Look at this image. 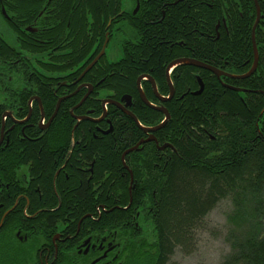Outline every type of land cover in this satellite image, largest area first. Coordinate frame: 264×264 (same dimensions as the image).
Masks as SVG:
<instances>
[{
    "label": "flooded vegetation",
    "instance_id": "af4514ba",
    "mask_svg": "<svg viewBox=\"0 0 264 264\" xmlns=\"http://www.w3.org/2000/svg\"><path fill=\"white\" fill-rule=\"evenodd\" d=\"M223 2L217 0V6ZM208 5L207 0H0L1 17L14 35L11 45L5 40L9 51L0 64V264H122L123 253L133 249L121 239L146 236L154 207L143 212L133 202L136 153L151 146L153 170L163 172L164 159L180 152L175 140H182L164 132L178 118L172 111L180 116L172 105L206 89L200 76L197 91L182 88L184 80L190 82L179 80L178 69L211 73L226 89L244 94L249 91L227 86L223 78L246 80L258 71L259 62L250 77L237 79L253 69L255 44L259 57L256 31L264 29V0H233L234 13L240 11L236 23L248 15L252 24L254 58L242 75L215 68L192 51L198 33L200 46L206 45ZM221 21L216 30H227L222 12ZM177 26L195 30H180L182 37ZM177 35L181 40L175 41ZM176 47L190 53L178 57ZM188 61L201 67L176 64ZM207 67L223 75L219 79ZM146 108L163 118L154 119ZM114 136L131 145H114ZM118 154L123 170L118 186L129 182L130 202L113 208L119 201L104 195L117 181L108 183L111 168L97 161ZM96 173L101 183H95ZM65 203L72 211L62 209ZM112 212L121 215L108 225L102 218ZM255 242L264 244V231Z\"/></svg>",
    "mask_w": 264,
    "mask_h": 264
},
{
    "label": "trees",
    "instance_id": "16d2710c",
    "mask_svg": "<svg viewBox=\"0 0 264 264\" xmlns=\"http://www.w3.org/2000/svg\"><path fill=\"white\" fill-rule=\"evenodd\" d=\"M207 2L208 25L204 30L206 45L200 46V42L197 41L200 38L198 33L194 37L196 40L191 39V43L196 44V46L190 44L192 51H200L201 54L196 58L206 61L215 68L222 66L223 70L236 75L247 73L254 58L252 24L248 20V15L244 16L238 25L236 21L241 20L240 16L239 18L237 16L240 11L234 13L233 0H224L221 6H217V0ZM244 10L250 13L248 7ZM220 11L222 17L226 19L227 30L225 27L216 30L217 25L222 22ZM180 30L189 33L194 32L195 28L185 31L182 26H177L176 34L182 36ZM256 39L259 48L257 73L246 80L228 78L222 80L227 86L249 91L246 94L226 89L211 73L186 67L178 69L179 80L187 79L190 82L184 80L182 88L188 87L191 92L197 91L199 89L197 77L200 76L206 84V89L200 96H193L190 93L172 105L180 108V116L172 111L178 118L170 121L164 132L178 134V137L182 136L180 138L182 140L181 142L175 140L174 144L179 146L180 152L178 155L169 154L164 159L163 172L153 170L152 162L155 156L151 152V146L140 154L136 153L139 158H136L133 164L137 184L132 195L133 202L137 206L146 202L147 206L154 207L153 216L148 217V220L152 221L157 235L154 236L156 240L151 245L145 244L142 242L144 239L139 237L122 238L121 242H125L126 247L134 245L135 248L146 249L140 251L141 264H168L177 249L183 253L196 250V234L202 229L201 226L206 224L205 218L225 200H229L234 206L230 221L237 228L232 229L229 236L236 251L225 264L264 263V244L253 243L259 238V233L264 231V29H257ZM178 40L181 38L177 35L175 41ZM101 48L102 44L97 48V53ZM8 51V44L0 37V64L4 56L8 55ZM182 51L175 48L178 57L190 53L189 50L185 54ZM181 96L178 92L176 98L180 99ZM207 104L211 106L207 107ZM172 106L166 105L168 109ZM146 110L154 119L163 118L161 113L147 108ZM124 119L126 124L134 126L129 118ZM181 131H191L194 135L188 138L181 135ZM141 133L140 131V134H134L132 142L137 135L141 136ZM112 139L114 145L122 147L131 145L130 141L119 139V136ZM99 149L101 147L95 151ZM112 149L114 151V148ZM67 150L68 147L66 152ZM105 161L98 160L97 164L107 163V167L111 168L108 183L114 180L117 182L111 192L104 195V200L113 197L119 201L113 208L120 204L128 205L129 182L118 186L123 175L120 155H113L107 162ZM103 179V176L96 173L95 183H101ZM71 207V204L65 203L62 209L70 212ZM113 215L121 213L112 212L104 215L102 221L110 225ZM248 217H251L246 219L249 226L241 227L243 223L239 225V222ZM10 219L8 217L4 227L8 225ZM84 226H88V223ZM251 232L255 234L247 235L245 238L235 235ZM255 247L261 248L253 251ZM134 254L136 260L133 262L137 264L138 251Z\"/></svg>",
    "mask_w": 264,
    "mask_h": 264
},
{
    "label": "rangeland",
    "instance_id": "374dc122",
    "mask_svg": "<svg viewBox=\"0 0 264 264\" xmlns=\"http://www.w3.org/2000/svg\"><path fill=\"white\" fill-rule=\"evenodd\" d=\"M0 37L6 40L10 45L12 44L14 38L11 28L1 17V14ZM138 207L143 209V212L148 211L146 209V202L140 203ZM249 209L251 210L252 207H250ZM233 212V204L229 200L222 201L217 206V208L213 212H211L208 217L205 218L206 224L202 225V229L197 232L196 250L191 253H183L181 250L177 249L176 253L174 254V256H172L168 264H225L226 262H228L231 254L233 253V244L232 242H230L229 236L232 233L231 230L236 228L230 221V218L233 217ZM147 215L148 213H146V217ZM246 219H251V217L245 218L243 222H239V225L243 223L241 227L249 226V224H247L246 222ZM100 229H102V227H100ZM146 229V236L142 237L144 239H141L143 240L142 242H144L145 244L148 243V245H151L152 243L154 244L156 240L154 236H156L157 234L151 221L150 225ZM108 233L109 232H107V234ZM100 235H103V233L101 232ZM235 235H240V238H245L247 235L249 236L251 234L236 233ZM117 244L119 245V243ZM128 248H132L133 250L127 251V253H123L124 255L122 258V264H135L133 261L136 260V254L134 253L137 251V262H139L137 264H141L142 256H140V254H142V252L140 251H142V249L146 251V249L139 248V250L138 248H135L134 245H131Z\"/></svg>",
    "mask_w": 264,
    "mask_h": 264
},
{
    "label": "water",
    "instance_id": "95a60500",
    "mask_svg": "<svg viewBox=\"0 0 264 264\" xmlns=\"http://www.w3.org/2000/svg\"><path fill=\"white\" fill-rule=\"evenodd\" d=\"M257 25H258V22L256 23V26H255V28H254V31H255ZM258 62H259V57H258L257 46H256V44H255V65L253 66V69L251 70V72H250L248 75L243 76V77H238L237 79H246V78L250 77V76L256 71L257 66H258ZM182 63L188 64V65H191V66H195V67H201L199 63L194 62V61H188V62H177L176 64H177V65H180V64H182ZM207 69L210 70V71H212V73H214L219 79H220L221 75H223V74H222L220 71H218V70L211 69V68H208V67H207ZM202 90H203V89H202V85H201V91L198 92L196 95L201 94V93H202ZM234 90L242 92V90H237V89H234ZM171 93H172L171 96H173V91H172ZM166 100H167V99H166ZM166 100H164V101H166ZM159 111H160V112H163V113H166V110H165V109H161V108H160ZM146 131L148 132V131H150V130L146 129ZM137 149H138V147H136L135 149H133V150H131V151H136Z\"/></svg>",
    "mask_w": 264,
    "mask_h": 264
},
{
    "label": "bare ground",
    "instance_id": "6f19581e",
    "mask_svg": "<svg viewBox=\"0 0 264 264\" xmlns=\"http://www.w3.org/2000/svg\"><path fill=\"white\" fill-rule=\"evenodd\" d=\"M205 63V62H204ZM165 125V122L159 127V128H161V127H163ZM157 128H155V129H151L152 131H154V130H156Z\"/></svg>",
    "mask_w": 264,
    "mask_h": 264
}]
</instances>
